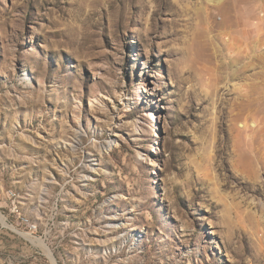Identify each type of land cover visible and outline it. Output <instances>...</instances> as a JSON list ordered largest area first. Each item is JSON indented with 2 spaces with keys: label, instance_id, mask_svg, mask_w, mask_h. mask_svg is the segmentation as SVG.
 <instances>
[{
  "label": "rangeland",
  "instance_id": "obj_1",
  "mask_svg": "<svg viewBox=\"0 0 264 264\" xmlns=\"http://www.w3.org/2000/svg\"><path fill=\"white\" fill-rule=\"evenodd\" d=\"M0 191V264H264V0H0Z\"/></svg>",
  "mask_w": 264,
  "mask_h": 264
},
{
  "label": "built area",
  "instance_id": "obj_2",
  "mask_svg": "<svg viewBox=\"0 0 264 264\" xmlns=\"http://www.w3.org/2000/svg\"><path fill=\"white\" fill-rule=\"evenodd\" d=\"M14 195V193H8V198H12V196ZM2 199V193L0 191V200ZM20 222L24 225L27 226V228L29 229L30 232H35L36 231V225L26 216H19Z\"/></svg>",
  "mask_w": 264,
  "mask_h": 264
},
{
  "label": "bare ground",
  "instance_id": "obj_3",
  "mask_svg": "<svg viewBox=\"0 0 264 264\" xmlns=\"http://www.w3.org/2000/svg\"><path fill=\"white\" fill-rule=\"evenodd\" d=\"M242 125H244V124H242ZM0 221H1V223H2L4 226H6V227H11L9 224L6 223L5 218L2 216L1 213H0ZM28 239H29L30 241H32V242H34V243L39 244L40 246H42V247L48 252V254H50V252H49V250H48L46 244L44 243V241H43L42 239H37V238H35V237L32 238V237H30V236H28Z\"/></svg>",
  "mask_w": 264,
  "mask_h": 264
}]
</instances>
